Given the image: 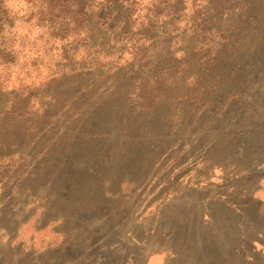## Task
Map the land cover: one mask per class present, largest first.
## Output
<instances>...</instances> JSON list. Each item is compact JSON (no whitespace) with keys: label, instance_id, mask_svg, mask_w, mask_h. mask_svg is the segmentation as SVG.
<instances>
[{"label":"rangeland","instance_id":"374dc122","mask_svg":"<svg viewBox=\"0 0 264 264\" xmlns=\"http://www.w3.org/2000/svg\"><path fill=\"white\" fill-rule=\"evenodd\" d=\"M136 4L63 44L18 22L0 264H264V0Z\"/></svg>","mask_w":264,"mask_h":264},{"label":"trees","instance_id":"16d2710c","mask_svg":"<svg viewBox=\"0 0 264 264\" xmlns=\"http://www.w3.org/2000/svg\"><path fill=\"white\" fill-rule=\"evenodd\" d=\"M137 1L0 0V65L6 68L14 61L9 55L15 54L13 40L20 20L31 21L43 34L47 32L54 41L59 40L63 44L71 38L85 36L99 24L109 28L114 26L116 18L123 17L125 21L137 13ZM172 1L173 4L177 3L176 6H181L185 0ZM157 17L159 14L156 12ZM33 18L35 20L32 22ZM55 30H66L64 34L68 36H56Z\"/></svg>","mask_w":264,"mask_h":264}]
</instances>
